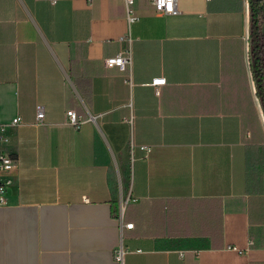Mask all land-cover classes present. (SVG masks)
Here are the masks:
<instances>
[{"label": "crops", "instance_id": "0c3cea01", "mask_svg": "<svg viewBox=\"0 0 264 264\" xmlns=\"http://www.w3.org/2000/svg\"><path fill=\"white\" fill-rule=\"evenodd\" d=\"M133 9L130 23L124 0H0V124L21 119L0 264H264L250 0ZM128 51L126 72L106 67Z\"/></svg>", "mask_w": 264, "mask_h": 264}, {"label": "built area", "instance_id": "2783aa9c", "mask_svg": "<svg viewBox=\"0 0 264 264\" xmlns=\"http://www.w3.org/2000/svg\"><path fill=\"white\" fill-rule=\"evenodd\" d=\"M127 13L128 21L130 23L134 22L137 17L135 15L133 6L135 0H124ZM152 6L154 7L157 14L161 15H177V0H149ZM131 41V38H129ZM132 58L131 52L128 51L123 54H119L115 57L107 58L105 60V65L107 68H117L121 72H126L127 68L131 66ZM127 81L132 82L131 74L128 75ZM157 92L159 88L166 85V80L156 79L151 84ZM36 125L40 126L45 123L46 111L44 106L38 105L36 108ZM68 123L75 127L76 129L81 128L83 121L81 117L77 115L75 110L67 111ZM21 123L20 117L15 118L10 124H0V207L7 205V194L8 190L14 185L13 172L17 168L18 161L10 156L5 150L4 147L11 141V130L16 128ZM121 208L119 211L118 218L123 224L124 221V208L125 204L130 201V197L127 198V201H124V192L121 189ZM134 224H126L127 229H133ZM125 252L123 248H118L115 252V258L118 262L122 263L124 259ZM183 255V254H182Z\"/></svg>", "mask_w": 264, "mask_h": 264}, {"label": "trees", "instance_id": "16d2710c", "mask_svg": "<svg viewBox=\"0 0 264 264\" xmlns=\"http://www.w3.org/2000/svg\"><path fill=\"white\" fill-rule=\"evenodd\" d=\"M250 61L253 79L264 113V1L250 0Z\"/></svg>", "mask_w": 264, "mask_h": 264}, {"label": "rangeland", "instance_id": "374dc122", "mask_svg": "<svg viewBox=\"0 0 264 264\" xmlns=\"http://www.w3.org/2000/svg\"><path fill=\"white\" fill-rule=\"evenodd\" d=\"M125 191V193H126V190H124Z\"/></svg>", "mask_w": 264, "mask_h": 264}, {"label": "water", "instance_id": "95a60500", "mask_svg": "<svg viewBox=\"0 0 264 264\" xmlns=\"http://www.w3.org/2000/svg\"><path fill=\"white\" fill-rule=\"evenodd\" d=\"M264 1V0H263Z\"/></svg>", "mask_w": 264, "mask_h": 264}]
</instances>
